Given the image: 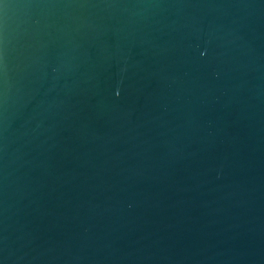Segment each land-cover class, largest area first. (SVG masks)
<instances>
[{"label":"water","instance_id":"obj_1","mask_svg":"<svg viewBox=\"0 0 264 264\" xmlns=\"http://www.w3.org/2000/svg\"><path fill=\"white\" fill-rule=\"evenodd\" d=\"M0 264H264V0H0Z\"/></svg>","mask_w":264,"mask_h":264}]
</instances>
